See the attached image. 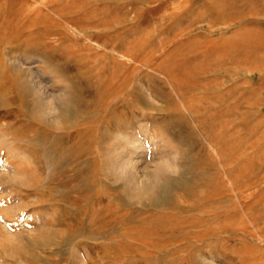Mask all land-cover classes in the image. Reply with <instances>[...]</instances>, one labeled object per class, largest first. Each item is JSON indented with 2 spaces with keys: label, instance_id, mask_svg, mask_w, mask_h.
Masks as SVG:
<instances>
[{
  "label": "rangeland",
  "instance_id": "374dc122",
  "mask_svg": "<svg viewBox=\"0 0 264 264\" xmlns=\"http://www.w3.org/2000/svg\"><path fill=\"white\" fill-rule=\"evenodd\" d=\"M38 1L0 0V264H264V0Z\"/></svg>",
  "mask_w": 264,
  "mask_h": 264
},
{
  "label": "bare ground",
  "instance_id": "6f19581e",
  "mask_svg": "<svg viewBox=\"0 0 264 264\" xmlns=\"http://www.w3.org/2000/svg\"><path fill=\"white\" fill-rule=\"evenodd\" d=\"M12 2V1H11ZM23 2H24V4H22L24 7H27L28 5H29V3H25V0H23ZM38 2H40V1H38ZM20 3V2H19ZM33 3H35V2H33ZM41 4L40 5H38V6H36V9H37V11L38 12H40L41 13V9H48V10H54V8H55V5L53 4V3H51L50 4V1H48V0H44L43 2H40ZM31 4V3H30ZM36 4V3H35ZM34 5V4H33ZM30 6H32V4L30 5ZM21 7V6H20ZM33 7V6H32ZM31 7V8H32ZM14 8V7H13ZM23 7H21L20 9H22ZM28 8V7H27ZM15 9V8H14ZM18 9V8H17ZM32 9H34V8H32ZM31 9V10H32ZM24 9H22L21 10V12L23 11ZM25 11V10H24ZM33 12H34V10H33ZM43 14H44V12H43ZM27 15H29V14H27ZM27 15H25V17L27 16ZM31 15V14H30ZM44 16V15H43ZM45 16H47V15H45ZM44 16V17H45ZM29 17H31V16H29ZM37 17V16H36ZM36 17H34V15H33V17L32 18H36ZM38 18V17H37ZM24 19V18H23ZM26 19V18H25ZM28 19V18H27ZM30 19V18H29ZM30 21V20H29ZM28 21V22H29ZM33 21V20H32ZM31 21V22H32ZM23 22H26V21H24L23 20ZM65 23V22H64ZM26 24V23H25ZM36 35V34H35ZM30 36V35H29ZM183 77V76H182ZM176 82V81H175ZM10 83H11V79L8 77V75H0V89H2L1 91H3L4 90V92H2V99H3V102H5V105H7L6 104V102L8 101V100H11L12 98H13V94L12 93H10V89L8 90V88H9V85H10ZM190 84V83H189ZM176 85H178V84H176ZM7 87V88H6ZM7 89V90H6ZM0 91V92H1ZM118 92V91H117ZM181 93V92H180ZM1 94V93H0ZM18 96V95H17ZM40 100V99H39ZM12 103H14V102H12ZM4 108V107H3ZM6 108V107H5ZM39 110H40V107H39ZM3 111H5V110H3ZM37 111V110H36ZM41 111V110H40ZM5 113V112H4ZM6 115V114H5ZM4 115V116H5ZM3 116V117H4ZM16 117V116H15ZM15 117H13V116H11L10 117V119H8V120H5L3 123H2V125L3 126H5L6 128L8 127H10L12 124H13V122H15V121H19L20 119H18V118H15ZM0 118H2V114H1V111H0ZM11 137V136H10ZM10 226H4V227H0V239H1V242H2V246H3V249L5 248V249H11V250H15V248L17 247L16 245H14V244H12V241H14L15 239H16V236H15V234H13L12 232H11V230H10Z\"/></svg>",
  "mask_w": 264,
  "mask_h": 264
},
{
  "label": "clouds",
  "instance_id": "9594fccd",
  "mask_svg": "<svg viewBox=\"0 0 264 264\" xmlns=\"http://www.w3.org/2000/svg\"><path fill=\"white\" fill-rule=\"evenodd\" d=\"M62 87L60 88V90L58 92H54V91H49L45 86L43 85H39L36 83H32V88H33V102L35 104V101L37 98H39L42 95L46 94L47 99L45 100V105H47V102L49 99L57 97V96H61V95H65V86L61 85ZM45 113H46V108L44 112H40L38 111L36 113L38 119L42 120L45 118ZM59 114V110L57 112V115ZM51 127L53 128V130L55 131H61L63 130V121L62 120H57V121H53L51 123ZM6 147L5 144L0 143V149H4Z\"/></svg>",
  "mask_w": 264,
  "mask_h": 264
}]
</instances>
